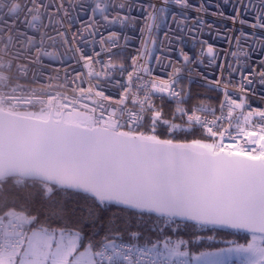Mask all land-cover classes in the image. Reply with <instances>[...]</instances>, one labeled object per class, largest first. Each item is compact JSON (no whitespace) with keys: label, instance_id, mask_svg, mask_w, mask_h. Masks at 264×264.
Instances as JSON below:
<instances>
[{"label":"snow or ice","instance_id":"6c2138e0","mask_svg":"<svg viewBox=\"0 0 264 264\" xmlns=\"http://www.w3.org/2000/svg\"><path fill=\"white\" fill-rule=\"evenodd\" d=\"M215 9L209 13L204 0H0V264H230L233 257L237 264H264V108L226 91L237 76L233 86L241 93L264 89V0H219ZM134 10L143 13L149 37L153 27L167 29L158 45L152 41L159 55L151 57L169 60L167 80L148 79L150 70L137 64L142 55L132 58V71L113 62L122 45L111 26L127 27ZM73 11L88 19L70 40ZM191 11L240 26L229 38L233 59L217 65L229 79L203 77L210 91L225 90L218 108L207 96L189 107L191 76L182 84L187 66L203 61L173 45L188 34L202 57L206 41L199 35L215 27ZM97 25L109 29L106 38ZM77 36L85 43L98 38L109 54L101 71L94 67L101 62L76 46L73 58L86 74L68 81L65 71L49 92L23 86L29 76L47 75L51 87L45 69L63 62L59 48L71 49ZM174 50L179 68L166 55ZM206 54L214 63L212 46ZM110 71L127 75V83L117 81L118 108L102 102L109 99L102 85L111 83ZM166 102L175 105L169 115ZM112 206L134 219L105 217ZM145 218L155 221L146 230L155 239L141 230ZM189 222L224 246L190 254L203 246L201 232L171 239ZM224 231L245 233V243L217 242L213 233Z\"/></svg>","mask_w":264,"mask_h":264},{"label":"built area","instance_id":"2783aa9c","mask_svg":"<svg viewBox=\"0 0 264 264\" xmlns=\"http://www.w3.org/2000/svg\"><path fill=\"white\" fill-rule=\"evenodd\" d=\"M141 2L147 5L150 2H156V0H141ZM189 2L193 5H199L201 0H189ZM204 2L205 5L209 7V13L211 11L217 10L215 9V4L219 3V0H204ZM170 11H178V9L173 6ZM224 11L226 12V14H232L231 8H225ZM131 14L136 17V20L130 22L127 27L122 28L119 24L111 26V30L121 33L120 44L122 45V48L120 49L122 55L115 57L113 59V62L117 65L122 62L124 64V67L128 71H132V58L137 57L139 54L143 56V59H138L137 64H142L144 68L150 70L148 79H154L156 82L167 80L173 71V68L168 66L169 60L163 59L160 62H157L156 60L151 58L159 55L158 47L155 46L152 41H156V45H158L160 41L164 39L163 33L167 31V29L163 25H161L159 29L153 27L151 37H149L148 31L146 29V21L143 18V13L134 10ZM197 15H202L206 23L215 25V27L212 29L205 28L203 33L199 35L200 40L206 41V44L203 45L205 55L200 57L201 45L199 43H194L192 39L189 38L188 34H184L183 39L174 44L173 47L177 50L179 47H183L184 51L187 52L190 56L199 57L203 61L202 64H190L187 66L185 71L181 73V75L184 77V79L182 80V84H188V77L190 75L192 85L197 87H206L203 86L207 85V80L203 79L204 76H207L209 80L229 79L226 72L223 74V76H221V71L217 67V65L227 64L233 59L230 55L233 49V44L229 42V38L236 35V32H234L233 29L235 28L238 31L240 26L233 25L230 20L218 19L211 14H201L195 11L189 12V16L191 17H195ZM72 17L73 25L72 28L68 30V38L70 40L73 37V33L80 30L82 28V25L86 23L88 19L83 12L77 11L72 12ZM148 23H151V21H149ZM96 27L99 28L100 32H102L106 38L109 29L100 27L99 25H97ZM246 30L251 31V29ZM85 35H87V33H85ZM259 35L264 36V32H260ZM125 36L128 37L127 40L124 39ZM76 46L82 47L87 53L93 55L94 61L101 62L95 64L94 67L96 71H101L102 65L108 63L109 54L99 44L98 38L96 42L90 40L85 43L84 41H80L79 37L77 36L76 42L72 44L71 49H69L67 45L59 48L58 54L63 57V62L52 64L45 69L47 73L51 74V87L49 86V77L47 75L39 76L35 81H33V78L29 76L27 82H22L23 86L43 92H49L54 91L59 82L65 80V71H67L68 73V81H71L73 79L76 72L86 74L88 72V69L82 66L83 62L77 63V59L73 58L74 53L72 49H74ZM208 46H212L214 49V63H210L213 58L209 57L206 54V49ZM51 50L52 49H49V51ZM177 50L166 53V55L171 58V63L173 64V66L179 68L183 64V61L182 58L177 54ZM97 52L100 53V55L97 56ZM75 56L76 58H78L79 53H75ZM239 59L241 62H243L244 57L240 56ZM45 63L48 64L49 61L45 59ZM57 74H59V80L57 79ZM141 74L143 75V73ZM108 76L111 78V83L106 82L102 85V87L105 91V95L108 96L109 99L103 100L102 102L105 105H110L111 107L118 108L120 107L118 101L120 100V97L123 93L121 87L119 86V84H117V81H119L121 84L127 83V75L126 73L121 74L118 71H110L108 73ZM82 79L84 81L82 86L84 88H87L89 86V77L85 75L82 77ZM101 79L107 80L106 77H101ZM239 80V76L233 79L232 84L229 85L226 91L232 93L237 98L240 95H247L248 103L252 105V107L264 108V100L261 99V95H264V89L257 87L256 94H253L252 92L241 93L238 87L233 86L236 85ZM76 83L79 84L80 81H76ZM60 90L65 91V89L63 88H61ZM224 91V89H221L220 91H214L216 94H218L219 101L223 99ZM76 94L78 95L79 93L77 92ZM134 94V92L129 93V96L131 97ZM66 95L72 96L73 92L71 90H67ZM96 99L99 100V98ZM219 101L216 106L217 108L219 106ZM85 102L89 103L87 99H85ZM128 102L130 105L131 99H129ZM239 112L240 109H237L236 114L238 115ZM208 119H212V117L209 116Z\"/></svg>","mask_w":264,"mask_h":264},{"label":"trees","instance_id":"16d2710c","mask_svg":"<svg viewBox=\"0 0 264 264\" xmlns=\"http://www.w3.org/2000/svg\"><path fill=\"white\" fill-rule=\"evenodd\" d=\"M185 86H187V85H185ZM191 88H192V93H193V99L189 101V107L192 104L199 103V101L196 99L197 96L210 97L211 98L210 106L211 107L217 106L218 101H219V96L214 91H210L209 88H207V87H197L194 85H191ZM156 103L159 104L160 101L157 100ZM174 107H175V105L173 103H170V102L164 103L163 108H164L165 115H169L173 111ZM195 135L199 136V133L197 132ZM68 198L70 200L77 199V197H75L73 194H69ZM104 215H105V217L117 215V216L121 217L123 220L134 219V217L130 216L129 212L122 211L121 209H119L115 206L110 207L104 213ZM154 222H155L154 220H149L148 218H145L144 223H143V227L141 229L142 231H145L146 236L151 237L153 239H155L157 234L147 232L146 230L149 227H151L154 224ZM52 227H56V225L53 224ZM69 227H71V225H69ZM91 231H92V229H90V228L85 229L86 233H89ZM194 231L201 232V234L205 237V239L203 241V246L191 248L190 254L198 255L200 251H218L219 247L224 246V245L219 244V243L213 244L212 242H209L206 239V237L210 233L200 229L198 226H193L191 223H189L186 227H183L179 234H172L171 239L173 242H175L179 239H188ZM213 235L216 236L217 242L223 241V240H229V241H235L236 243H245V234H243V233L233 232V231H224V232H219V233H213ZM124 238H125V240H127V236H125ZM230 264H237V262L234 261V262H231Z\"/></svg>","mask_w":264,"mask_h":264},{"label":"rangeland","instance_id":"374dc122","mask_svg":"<svg viewBox=\"0 0 264 264\" xmlns=\"http://www.w3.org/2000/svg\"><path fill=\"white\" fill-rule=\"evenodd\" d=\"M198 133H199V132H198ZM198 255H199V254H198ZM231 261H235V262H237L236 259H235V257H233V259H232Z\"/></svg>","mask_w":264,"mask_h":264},{"label":"water","instance_id":"95a60500","mask_svg":"<svg viewBox=\"0 0 264 264\" xmlns=\"http://www.w3.org/2000/svg\"><path fill=\"white\" fill-rule=\"evenodd\" d=\"M189 223H191V222H189ZM192 224V223H191ZM239 233H243V232H239ZM243 234H245V233H243Z\"/></svg>","mask_w":264,"mask_h":264},{"label":"crops","instance_id":"0c3cea01","mask_svg":"<svg viewBox=\"0 0 264 264\" xmlns=\"http://www.w3.org/2000/svg\"><path fill=\"white\" fill-rule=\"evenodd\" d=\"M231 262H234V261H230V263H231Z\"/></svg>","mask_w":264,"mask_h":264}]
</instances>
